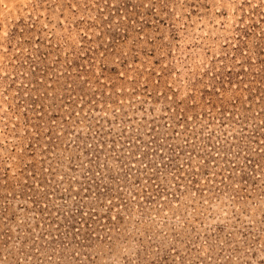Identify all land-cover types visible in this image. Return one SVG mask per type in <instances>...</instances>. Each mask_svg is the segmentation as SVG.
<instances>
[{
  "label": "rangeland",
  "instance_id": "obj_1",
  "mask_svg": "<svg viewBox=\"0 0 264 264\" xmlns=\"http://www.w3.org/2000/svg\"><path fill=\"white\" fill-rule=\"evenodd\" d=\"M0 264H264V0H0Z\"/></svg>",
  "mask_w": 264,
  "mask_h": 264
}]
</instances>
